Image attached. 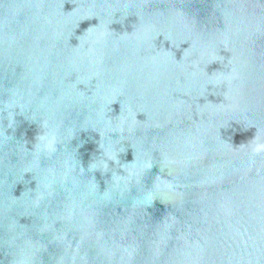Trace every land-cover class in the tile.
Here are the masks:
<instances>
[{
    "label": "water",
    "instance_id": "1",
    "mask_svg": "<svg viewBox=\"0 0 264 264\" xmlns=\"http://www.w3.org/2000/svg\"><path fill=\"white\" fill-rule=\"evenodd\" d=\"M0 264H264V0H0Z\"/></svg>",
    "mask_w": 264,
    "mask_h": 264
}]
</instances>
